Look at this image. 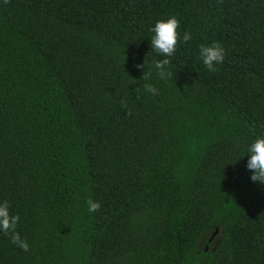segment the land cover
<instances>
[{
    "label": "trees",
    "instance_id": "trees-1",
    "mask_svg": "<svg viewBox=\"0 0 264 264\" xmlns=\"http://www.w3.org/2000/svg\"><path fill=\"white\" fill-rule=\"evenodd\" d=\"M173 15L191 39L161 78ZM260 135L264 0H0V202L29 244L0 231V264H264Z\"/></svg>",
    "mask_w": 264,
    "mask_h": 264
},
{
    "label": "clouds",
    "instance_id": "clouds-1",
    "mask_svg": "<svg viewBox=\"0 0 264 264\" xmlns=\"http://www.w3.org/2000/svg\"><path fill=\"white\" fill-rule=\"evenodd\" d=\"M180 21L176 16L157 20L151 27L152 33L150 41L151 50L162 57L154 62L153 67L161 78H167L173 75V72L167 67L171 57L177 48L178 42H187L191 39L188 32H184L182 38L179 32ZM198 58L209 71H215L217 66L223 63L225 59V50L219 42L211 44H202L199 47ZM150 57L144 64H138V68H145L143 78L146 80L151 75V69L148 67ZM147 90L152 94L157 93V89L152 85H146ZM247 163L246 168L250 172V180L258 182L264 186V135L257 136L246 145ZM240 160V159H239ZM238 160V161H239ZM88 210L95 212L100 208L98 201L88 200ZM20 220L18 214H12L8 201L0 202V231L10 235L13 244L18 245L24 251L29 250V244L22 239L19 232L16 231Z\"/></svg>",
    "mask_w": 264,
    "mask_h": 264
},
{
    "label": "rangeland",
    "instance_id": "rangeland-1",
    "mask_svg": "<svg viewBox=\"0 0 264 264\" xmlns=\"http://www.w3.org/2000/svg\"><path fill=\"white\" fill-rule=\"evenodd\" d=\"M217 241H218V239H217V240H214L212 246H214V245L216 244Z\"/></svg>",
    "mask_w": 264,
    "mask_h": 264
},
{
    "label": "water",
    "instance_id": "water-1",
    "mask_svg": "<svg viewBox=\"0 0 264 264\" xmlns=\"http://www.w3.org/2000/svg\"><path fill=\"white\" fill-rule=\"evenodd\" d=\"M218 231H219V229H217V231H216V232H218ZM216 232L213 234L212 238L215 236ZM212 238H211V240H212Z\"/></svg>",
    "mask_w": 264,
    "mask_h": 264
}]
</instances>
